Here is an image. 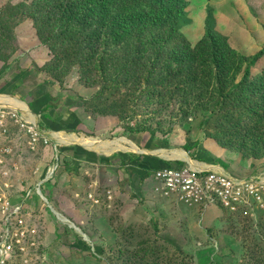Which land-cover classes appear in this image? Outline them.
<instances>
[{"label": "rangeland", "instance_id": "rangeland-1", "mask_svg": "<svg viewBox=\"0 0 264 264\" xmlns=\"http://www.w3.org/2000/svg\"><path fill=\"white\" fill-rule=\"evenodd\" d=\"M35 1L0 0V68L31 75L27 84L42 82L35 92L16 89L11 105L48 141L34 142L13 124L1 144L0 198L17 203L40 186L28 201V224L37 234L4 264H264V204L232 212L157 196L148 176L158 168L137 174L132 157L106 148L141 136L150 140L152 155L184 151L190 158L183 147L198 142L190 158L197 165L208 163L207 145L209 162L264 178V58L251 78H244L245 67L227 84L225 95L233 96L222 103L220 87L208 79L169 87L160 74L167 59L98 66L88 77L80 67L88 64L86 53L82 60L76 52L64 59L55 48L56 29L39 37L29 17ZM183 1L182 34L193 48L198 29L200 41L208 32L224 36L247 57L264 49V0ZM45 94L53 99L38 112L21 101ZM55 147L62 160L46 180ZM169 165L190 167L179 158Z\"/></svg>", "mask_w": 264, "mask_h": 264}, {"label": "trees", "instance_id": "trees-1", "mask_svg": "<svg viewBox=\"0 0 264 264\" xmlns=\"http://www.w3.org/2000/svg\"><path fill=\"white\" fill-rule=\"evenodd\" d=\"M187 8L183 0H36L29 17L41 39L46 29L58 31L55 48H62L59 54L64 59L76 52L82 60L86 53L88 64L80 65L85 76L90 77L98 66H154L167 59L160 74L169 87L186 85L191 80L203 84L208 79L224 94L218 103L225 102L233 96V92L225 95L227 84L245 67L244 78H251L264 58V49L247 57L231 48L226 37L212 32L193 48L182 34ZM59 54L54 55L56 61ZM171 61H176L178 67L173 68ZM260 79H264V71ZM199 145L197 142L183 149L195 158L192 151ZM218 165L230 168L222 161ZM167 167L171 165L158 166ZM230 173L252 177L238 171Z\"/></svg>", "mask_w": 264, "mask_h": 264}, {"label": "built area", "instance_id": "built-area-1", "mask_svg": "<svg viewBox=\"0 0 264 264\" xmlns=\"http://www.w3.org/2000/svg\"><path fill=\"white\" fill-rule=\"evenodd\" d=\"M34 142L43 140L47 143L38 125L26 120L14 106L0 103V147L10 138L11 125ZM10 152L9 147L2 150ZM61 153L53 148V164L46 171V180H50L60 167ZM9 175V172H5ZM148 180L157 196L175 198L184 204L201 205L207 208H223L235 212L241 207L264 204V178H241L221 170L219 172L194 171L187 166H171L155 169ZM40 195V186L35 192L27 190L17 203L7 197L0 198V263L25 247L37 234L36 227L28 224L30 216L28 201L34 194Z\"/></svg>", "mask_w": 264, "mask_h": 264}, {"label": "crops", "instance_id": "crops-1", "mask_svg": "<svg viewBox=\"0 0 264 264\" xmlns=\"http://www.w3.org/2000/svg\"><path fill=\"white\" fill-rule=\"evenodd\" d=\"M241 1H248V0H241ZM202 30H194V35L191 37V42L197 44L200 42L201 38L198 37L199 35L203 34ZM24 61L19 62V67L26 69L24 66H22V63ZM37 67H42L40 66L41 64H35ZM8 68H0L1 73V82H0V102L10 104L13 102L12 99V92L17 90H22V89H28L31 92H35L40 86L42 82L34 83V84H27V82L32 79V76H24L20 77V75H9L8 74ZM16 76V77H15ZM6 99V100H5ZM53 98L50 95H37L33 97L32 95L24 96L21 99L22 103L30 107L34 112L40 111L44 106L45 108L49 105ZM5 100V101H4ZM13 106V105H12ZM129 142L128 138H123L120 141L116 142L115 144L108 146L107 145V150L112 153H119L120 155L124 156L126 155L127 157L130 156L132 157L133 161L136 163V168L133 169L137 174H147L150 169L153 168H158V166L163 163V164H169V162L173 159H176L173 157V155H152L153 154V148L152 144L149 139L142 138L141 136L138 137L136 136L135 140H130ZM135 145V146H134ZM117 146V147H115ZM110 149V150H109ZM204 150V159L208 160V163H204L203 166L197 165L194 163V161H191L190 156L187 155L190 165L191 170H196V171H203V172H219L221 170H225L226 172L230 173L234 171L233 169L229 168V170L224 169L222 166L218 164H213L209 161H212L209 157L211 154V151L209 150V147L203 146ZM167 152V151H166ZM130 154V155H127ZM144 153H148L146 157H144ZM200 153V151L197 152V154ZM175 155V154H174ZM190 155V154H189ZM179 158V157H178ZM125 159V158H124ZM179 159H186L187 158H179ZM213 159V158H212ZM127 161V160H126ZM191 162L195 165L194 167L191 166ZM134 162H131V165ZM131 165H127V167L132 168ZM132 170V169H131Z\"/></svg>", "mask_w": 264, "mask_h": 264}, {"label": "bare ground", "instance_id": "bare-ground-1", "mask_svg": "<svg viewBox=\"0 0 264 264\" xmlns=\"http://www.w3.org/2000/svg\"><path fill=\"white\" fill-rule=\"evenodd\" d=\"M5 100H6V99H5ZM5 100H4V101H5ZM0 103H1V102H0ZM7 103H8V102H6V104H7ZM17 104H18V103H17ZM27 109H28V108H27ZM28 110H29V109H28ZM60 135H61V134H60ZM60 135H59V136H60ZM54 136H55V135H54ZM56 136H57V135H56ZM56 136H55V137H56ZM60 137H61V136H60ZM60 137H59V138H60ZM60 139H61V138H60ZM69 139H70V138H69ZM58 140H59V139H58ZM80 141H81V140H80ZM58 142H59V141H58ZM81 144H82V143H81ZM134 146H135V145H134ZM115 147H117V146H115ZM109 150H110V149H109ZM173 157H174V158H178V157H179V158H182V157L184 158V157H185V158L188 159L187 154H186L184 151H182L180 154H175V155H173ZM184 161H185V160H184ZM188 161H190V160L188 159ZM191 166H193V167L195 166V165L193 164V162H191Z\"/></svg>", "mask_w": 264, "mask_h": 264}]
</instances>
